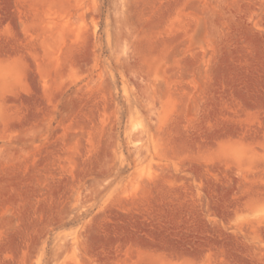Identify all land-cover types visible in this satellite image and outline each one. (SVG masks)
I'll return each mask as SVG.
<instances>
[{
  "label": "rangeland",
  "instance_id": "1",
  "mask_svg": "<svg viewBox=\"0 0 264 264\" xmlns=\"http://www.w3.org/2000/svg\"><path fill=\"white\" fill-rule=\"evenodd\" d=\"M0 264H264V0H0Z\"/></svg>",
  "mask_w": 264,
  "mask_h": 264
}]
</instances>
